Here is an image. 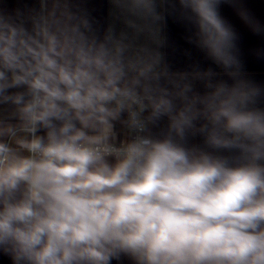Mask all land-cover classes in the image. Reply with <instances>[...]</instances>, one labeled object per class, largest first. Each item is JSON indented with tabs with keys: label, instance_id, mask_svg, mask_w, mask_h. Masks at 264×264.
Listing matches in <instances>:
<instances>
[{
	"label": "clouds",
	"instance_id": "9594fccd",
	"mask_svg": "<svg viewBox=\"0 0 264 264\" xmlns=\"http://www.w3.org/2000/svg\"><path fill=\"white\" fill-rule=\"evenodd\" d=\"M115 2L155 15V0ZM220 2L180 0L201 46L229 68L236 36ZM76 21L61 0H40L27 18L0 9V106H11L0 116V254L12 264H264L258 90L222 82L180 93L178 108L151 65L126 63L123 46ZM164 117L167 133L152 135ZM200 117L212 152L184 144ZM117 123L129 133L119 143Z\"/></svg>",
	"mask_w": 264,
	"mask_h": 264
},
{
	"label": "crops",
	"instance_id": "0c3cea01",
	"mask_svg": "<svg viewBox=\"0 0 264 264\" xmlns=\"http://www.w3.org/2000/svg\"><path fill=\"white\" fill-rule=\"evenodd\" d=\"M61 4L67 5L76 22L87 21L90 37L109 47L123 46L126 63L151 65L152 73L159 75V86L171 94L178 108L182 106L180 93L189 98L203 96L212 90L209 85L214 88L223 82L258 90L254 106L264 109V0H221L219 14L236 36L234 55L238 62L229 68L215 62L201 46L198 29L180 0H155V15L148 18L130 15L115 0H61ZM51 6L52 0H48L49 9ZM0 9L19 11L27 18L40 10V0H3ZM134 74L129 71V76ZM10 111V105L0 106V116L7 118ZM194 124L187 132L185 146L214 151L200 131L207 121L200 117ZM115 128L118 143L129 138L122 124ZM150 131L154 136L166 134L168 118L150 125ZM220 154L230 155L226 150ZM0 264H12L10 257L0 254Z\"/></svg>",
	"mask_w": 264,
	"mask_h": 264
}]
</instances>
